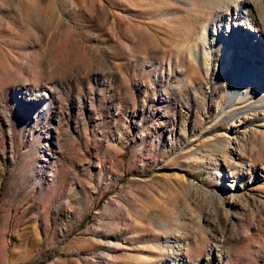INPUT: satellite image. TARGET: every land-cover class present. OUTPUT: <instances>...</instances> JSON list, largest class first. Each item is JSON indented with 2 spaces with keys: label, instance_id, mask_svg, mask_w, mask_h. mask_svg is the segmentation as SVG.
Masks as SVG:
<instances>
[{
  "label": "rangeland",
  "instance_id": "374dc122",
  "mask_svg": "<svg viewBox=\"0 0 264 264\" xmlns=\"http://www.w3.org/2000/svg\"><path fill=\"white\" fill-rule=\"evenodd\" d=\"M214 10L0 0V264H264V71L169 60Z\"/></svg>",
  "mask_w": 264,
  "mask_h": 264
},
{
  "label": "bare ground",
  "instance_id": "6f19581e",
  "mask_svg": "<svg viewBox=\"0 0 264 264\" xmlns=\"http://www.w3.org/2000/svg\"><path fill=\"white\" fill-rule=\"evenodd\" d=\"M206 1L214 6L215 12L209 20L206 19L200 24L199 29H196V33H191L189 39L182 44L177 50V53H170L169 60L171 62L174 60V63L183 67L186 73H188L190 67L191 69L195 68L196 65L193 61H196L198 62L197 68L201 69L203 74H205L209 71L214 51L218 50L219 56L216 58V66L222 73L227 72V74H229L227 68L233 64L234 56L240 59L239 62L235 64V83L243 84L245 80H250V71L243 66L245 59H242V57L234 51L233 46L240 40H243L247 47L246 54H251V51L254 50V48L249 47V43H246V38L240 34V25L243 24V21L244 24L246 23L250 28L253 42L256 43L255 48L259 47L261 50L254 56L257 59L255 64H258V69L264 71V64H259L264 63V8H260V5L264 7V0ZM189 5L192 7L195 6L196 3H190ZM203 5H205V3L201 6ZM185 57H188L189 60ZM226 79L227 77L224 75L223 80L225 81ZM242 87L245 88L244 84ZM244 93H246V90H244ZM258 107H262V105Z\"/></svg>",
  "mask_w": 264,
  "mask_h": 264
},
{
  "label": "water",
  "instance_id": "95a60500",
  "mask_svg": "<svg viewBox=\"0 0 264 264\" xmlns=\"http://www.w3.org/2000/svg\"><path fill=\"white\" fill-rule=\"evenodd\" d=\"M246 27V25H245ZM242 32L246 33V37L248 38V40H246V43H249V40H251L253 37L251 36V34L249 33L248 29H243ZM237 48L239 49L240 52L242 51H245L244 47H245V43L243 42V40H240L238 43H237ZM237 58V57H236ZM250 58V59H248ZM248 60H246V63H248L249 67H250V73L253 74V75H256L258 74V71H256V66L253 65L254 62H256V58L251 55V57H247ZM250 62H253V64H251Z\"/></svg>",
  "mask_w": 264,
  "mask_h": 264
}]
</instances>
